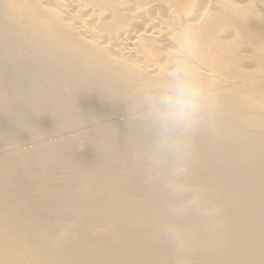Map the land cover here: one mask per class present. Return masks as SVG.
Masks as SVG:
<instances>
[{"label":"bare ground","instance_id":"bare-ground-1","mask_svg":"<svg viewBox=\"0 0 264 264\" xmlns=\"http://www.w3.org/2000/svg\"><path fill=\"white\" fill-rule=\"evenodd\" d=\"M7 1L0 0V264H264V114L242 106L236 96L243 90L237 87L234 97L226 98L230 86H215L218 111L187 134L189 171L174 176L175 158L161 162L154 156L158 129L149 115L150 103L172 75L136 76L140 66L148 73L159 70L147 56V63L139 57L137 42L160 33L141 29L127 42L113 37L117 43L103 45L113 55L116 47L121 61V55L132 58L139 65L133 63V75L135 69L131 74L113 67L64 36L49 10L35 12L27 9L29 1ZM57 2L68 21L82 9L78 0ZM88 11L86 18L97 15L93 6ZM191 22L199 26L198 20ZM76 23L73 29L86 41L87 28ZM97 54L103 59L102 51ZM206 68L203 73L212 77ZM172 184L184 191L174 193ZM61 232L65 238L57 243Z\"/></svg>","mask_w":264,"mask_h":264},{"label":"rangeland","instance_id":"rangeland-1","mask_svg":"<svg viewBox=\"0 0 264 264\" xmlns=\"http://www.w3.org/2000/svg\"><path fill=\"white\" fill-rule=\"evenodd\" d=\"M4 1L8 2L7 0H4ZM28 1H29V3L31 2L30 5L28 4ZM47 1H50V2L46 3L45 0H38V1L36 0V3H37V5H36V3H33V0H23V2L25 4H28L27 9H29L31 11H35L34 8H36L35 12H40V13L41 12L43 13V11H44V13H46L45 11L49 10L46 13L47 16L50 15L49 17L52 18V20L57 25L60 24V26H62V28L65 29V30H62V32H61V33H63L66 31L64 33L65 34L64 36L68 37L71 41L78 43V45L80 46L81 49L90 52L92 54V56L93 55L95 57L98 56V59L100 58V60L106 61V63H109V65L116 67V68L124 69L131 74L134 72L133 75H135V73L137 71L136 69L139 65L137 66L132 58L130 59V57H128V56L125 58V55L124 56L121 55V58H122V61H121L120 58L118 57V55L120 56V53H118L116 47H114L115 49H114L113 53L115 55H113L110 53V51H112L113 49L111 47H104L103 45L105 43H107L108 45H110V43H111V45H113L114 43H117L116 40L121 41L122 39L125 40L124 42H127L132 37V35L134 33L141 31V29H142V31L143 30L144 31L151 30L152 31L151 36L154 33L159 32L160 34L158 33L159 35H155L154 38H153V36L150 37V35H149L148 36L149 38L147 36H144L145 38L141 37L140 39H138L137 48H139V49H137V50L139 51V54L141 51V54L139 55V57L143 58L144 61L146 60L145 61L146 63L149 59L150 60L149 62L153 61V63L155 62L157 64L156 67L159 70H160V68H162V70H160L161 73L157 69H156L157 71H155L153 73H148L143 67L140 66V69L142 68V71L138 69L136 76L143 77L145 75L144 77H146V78H149V79L153 78L155 80H158L164 76L163 74L165 72L166 74L168 73L167 76L166 75L165 76L170 77L168 75L169 74L172 75L173 71H175L177 68L176 66L174 67V65L175 64L178 65L180 63L179 61H182L181 59H179V57L181 56L180 58H182V59L184 58L182 62L186 61V63H187V61L189 60L188 61L189 66L191 64L195 65V66L191 65L192 67H194L196 69V71L194 73V69L190 68V69H192V74L194 73L193 76H196V78L197 77L200 78V80L198 79L199 81L203 80L204 82H206V84H204L206 87H209V89L211 88L215 91V89L217 90V88H218V87H215L216 85L217 86L219 85V88H220L226 83L227 86L225 85L226 87L225 86L224 87L229 88L228 87V85H229L231 88L228 91H225V97L226 98L234 97L235 89L237 87H240L238 89H241L243 91L240 93V95L238 94L236 96V98H239L240 101L242 99V101H241L242 106H244L246 110L251 109L250 111L252 114L253 113L264 114V83H263V81H264V18H263L264 17V0H218L217 2L215 0L213 2H209V0H177V2L178 1L179 2L176 5L174 4V3H176V0H137V1L132 0L134 2H132L131 0H119V1L118 0H110V3H108L109 0H98V1L97 0H86V2H88V3H85V0H82V1L78 0L79 1V7L78 8L82 7V9H80V11H79V9H77L78 12L72 18H70L69 21H68V18L65 16V14L62 11H60V9H59V6H60L59 3L60 2H57L59 0H54V1H56L54 3H53V1L51 2V0H47ZM99 1H100L101 5L97 4V2L99 3ZM122 1H124V2H122ZM34 2H35V0H34ZM171 2H174V3H171ZM8 3H10V2H8ZM133 3H135V4H133ZM140 3H142V4H140ZM161 3L163 5H161ZM167 3H169V4H167ZM212 3H213V6L215 5L213 8L211 7ZM85 4H86V7L84 6ZM173 4H174V6H176V11L177 10L179 11V12L177 11V14L174 10L175 7H174V9H171V8H173ZM53 5H55V6H53ZM56 5H58V6H56ZM87 5H88V7H87ZM164 5H166V7ZM168 5H169V7H168ZM184 5H186V6H184ZM209 5H210V7H209ZM235 5L238 6V9L239 8L240 9L238 10L235 7ZM37 6L39 8H40V6H42V8L44 7L43 8L44 10L41 8L38 11ZM92 6H93V9L95 10V12L97 13V15L93 13L94 18H91L92 16H89L90 17V20H89V17L86 18V16H84V15L86 14V12L89 9L92 8ZM110 6H112V7L110 8ZM148 6H150V7H148ZM141 7L145 10L139 9ZM181 7L183 8V11H185V13L180 11ZM185 7H187L188 9H184ZM54 8H56L55 11H54ZM60 8H62V7H60ZM198 9H199V11H198L199 15L197 13ZM192 10H194L196 13ZM233 10L236 11V13H238V14H236V16L233 14L234 13ZM53 11L55 12V14ZM107 11L110 14H108ZM143 11H145V12H143ZM207 11H210V14H209V12L207 13ZM232 11H233V13L231 15ZM137 12H139V13H137ZM180 12H181V14H180ZM201 12L202 13L206 12L205 16L203 14L204 18L201 16L202 15ZM98 14L100 15V17ZM192 14H194V15L192 16ZM55 15H57L58 17ZM95 15L97 16V18H95L96 17ZM206 15H208L209 17ZM211 15H212V17H211ZM131 16L134 18H132ZM179 17H180V19H179ZM200 17H202V18H200ZM72 19L74 20V24L76 22L78 24H84V26L87 28V32H88L87 36L88 37H86L87 38L86 41H85V36L78 35V33L73 29L74 24L72 25V22H73ZM193 19L198 20L199 26H198V23L194 24V22H191V20H193ZM203 19H205V20L207 19V21H208L209 25H207V29H209L208 28L209 26H214L215 27L214 30H206L207 21L205 22V20H203ZM259 19H261L262 22H259L260 21ZM95 20H97V21H95ZM112 20L114 21L113 24L111 23ZM123 20L125 22L124 26H123V23H122V25L120 24ZM133 20H135V21H133ZM152 20H153V22H151ZM118 22H120V23L118 24ZM131 22H132V25H131ZM95 23L97 26L95 25ZM189 23L194 24V25H192V29L189 28L190 27ZM102 24L105 28L102 27ZM153 25H155V26H153ZM182 25H183V27H182ZM187 25H188V27H187ZM60 26H59V28H60ZM98 26H99V28H98ZM88 27H90L89 30H88ZM113 27H115V28H113ZM152 27H153V29H152ZM159 27H161V28L159 29ZM167 27L169 28L170 32H169V30L166 31V29H168ZM170 27L172 29H170ZM164 28H166V29L164 30ZM211 28L213 29V27H211ZM236 28L237 29L240 28V30L238 29V31H237ZM100 29H101V32L98 31ZM121 29H123L124 31L122 30L123 32H119V31H121ZM125 29L128 31L126 32ZM111 30H113V31H111ZM155 30H156V32H154ZM173 30H176V35H178V36L175 35V31H173ZM188 31L189 32L191 31L192 34H190L191 32L189 33ZM193 31H194V33L196 32L195 35H193L194 34ZM204 31H205V33H204ZM117 32H119V35ZM114 33L115 34L117 33V34L114 36H111ZM120 33L121 34L123 33V34L121 35ZM166 33H167V35L165 36ZM202 33H203V37L201 35ZM91 34H92V36L90 37ZM102 34L105 35V37L103 36V38H105V41L102 38ZM127 34L129 36V38H128ZM204 34H205V36H204ZM123 35H125V37ZM192 35L194 36L195 42L197 40L199 43L198 42H196V44H195V42L193 43V39L191 40V38H193V37H191ZM232 35H233V37H231ZM79 36L81 37V39ZM161 36L163 37V39ZM200 36L204 39V40H202L203 41L202 45L200 42L202 38H199ZM74 37H76V39ZM92 37H94V38L92 39ZM113 37H115L117 39L114 41L115 38L111 39ZM171 37H172V39H171ZM107 38H109V40ZM195 38H197V39H195ZM205 38L207 39V41H205ZM97 39H100V40H97ZM142 39L147 41V43H146V41H144L146 45L148 43L149 44L147 46L144 44V46H143L144 42ZM96 40L98 41V43L96 42ZM173 40H175L176 43ZM113 41H114V43H113ZM171 41H172V43H171ZM91 42L92 43L94 42L93 45H91L92 44ZM153 43H155L156 45H154ZM197 43H198L199 48L196 47L198 49V51H196V53H195L196 48H195V50H193L194 47L192 49V45L197 46ZM139 44L141 47H139ZM160 45L161 46L163 45V48H161ZM170 45H171V47H169ZM96 46L98 48H99V46H101V51H102V53H104L102 55L103 59L101 58V56L99 57V54H97L98 52L100 53L101 51H100V49L98 51ZM124 46H126V45H124ZM175 46H177L176 47L177 49L175 48ZM156 47H158V49ZM184 47L186 49L190 48L191 50L189 49V51H185ZM210 47H211V49L209 50ZM92 48L94 50H92ZM107 48H109L111 50H108ZM179 49L183 50L182 51L183 54ZM96 50H97V52H95ZM207 50H208V52H206ZM161 51H162V53L164 52L163 53L164 56L161 55ZM191 51L192 52L194 51V53H195L194 58L196 59V61H194L193 56H191L192 55ZM199 51H201L202 53ZM165 52H167V54ZM178 52H179V54H178ZM187 52H191V55ZM106 53L109 55L107 56ZM144 53H145V55H144ZM150 53H151V56L149 57ZM154 53H155V57L153 56V59H152V55ZM197 53H199V55ZM205 53H208L209 55L207 54L208 56H206ZM215 53H216V55H215ZM219 53L221 55L223 54L224 56H221ZM105 54H106V57H109V56L114 57V60L111 57L110 58L111 60L107 61V59H105ZM157 54H159V55H157ZM187 54H189V55H187ZM213 55H215V57H216L215 60H213V58L210 59L211 57H213ZM115 56H117V57H115ZM145 56H147L148 59ZM172 56L175 57V59H174L175 61L177 59L179 61H177V62L173 61ZM116 58L119 59L120 65H119L118 60ZM190 58H191L192 62L190 61ZM218 58H219V62H218ZM237 58L238 59L241 58L239 60V62H238ZM115 59H116V62L114 63ZM209 59L211 61L207 66L208 68H206L205 63H206V61L209 62ZM203 60H204V63H203ZM222 60L224 61V64H223ZM165 61H167V62H165ZM171 61L173 63L175 62V64L172 65ZM193 61H194V63H193ZM213 62H215V63H213ZM127 63H129L130 66H128ZM133 63H134V65H136V69L134 68L135 66L133 65ZM199 64H202V67H205L207 70L210 68V70H211L210 73H212L213 76L211 77V76L204 74L203 71L205 68L202 70V68L199 67ZM203 64H204V66H203ZM227 64H228V66H227ZM114 65H117V66H114ZM132 65L134 66L133 68H132ZM209 65H212V68ZM120 66H122V67H120ZM171 66H173V67H171ZM126 67H130V69H128ZM197 68L199 70H197ZM132 69H135V71L133 70V72H132ZM163 69H165V70H163ZM215 69L217 71H215ZM223 69H224V71H221ZM219 70H220V72H218ZM200 71H202V72H200ZM214 71L216 72V75H215ZM201 73H203V74H201ZM219 73L221 74V75H219L220 77L223 74L225 75V76H222L225 79V81L221 77V80H223L224 82L223 81L220 82L221 81L220 77L217 76ZM157 74H159L158 77H157ZM160 74H162V75H160ZM200 75H202V76H200ZM214 77H216V81H215L216 84L215 85L211 81L213 79L215 80ZM256 78L258 79V81H256ZM258 84L259 85L261 84L262 86L261 85L259 86ZM218 92H221V91H218ZM245 100L249 101V102L246 101L247 105L245 104V102L243 103V101H245ZM249 104H250L251 108H250ZM252 107H256V109L253 108V110H252ZM252 116L253 115H251V117ZM120 121H123V120H121V118H120L119 122ZM67 136L71 137L70 134H68ZM24 149L25 148H23V150ZM18 150H21V147L20 148L18 147Z\"/></svg>","mask_w":264,"mask_h":264},{"label":"clouds","instance_id":"clouds-1","mask_svg":"<svg viewBox=\"0 0 264 264\" xmlns=\"http://www.w3.org/2000/svg\"><path fill=\"white\" fill-rule=\"evenodd\" d=\"M219 104L218 94L193 76L182 61L172 73L170 82L150 103L149 115L158 129L153 153L161 162H166L169 156L175 158L172 175L180 176L189 171L184 164L190 149L186 136L206 118L215 115ZM171 187L174 193L184 191L181 185L172 184ZM212 214L218 215V209ZM65 235L59 233L56 242H62Z\"/></svg>","mask_w":264,"mask_h":264}]
</instances>
